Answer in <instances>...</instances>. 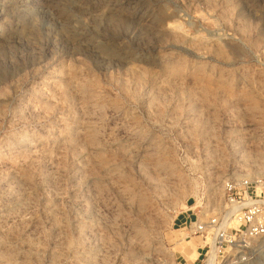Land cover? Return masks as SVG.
Segmentation results:
<instances>
[{"label": "rangeland", "instance_id": "374dc122", "mask_svg": "<svg viewBox=\"0 0 264 264\" xmlns=\"http://www.w3.org/2000/svg\"><path fill=\"white\" fill-rule=\"evenodd\" d=\"M263 176L264 0H0V264H207Z\"/></svg>", "mask_w": 264, "mask_h": 264}, {"label": "built area", "instance_id": "2783aa9c", "mask_svg": "<svg viewBox=\"0 0 264 264\" xmlns=\"http://www.w3.org/2000/svg\"><path fill=\"white\" fill-rule=\"evenodd\" d=\"M222 205L207 223L195 222L189 227L192 236L204 242L207 257L213 247L216 253L236 251L246 255L249 243L264 237V176L229 180L223 185ZM211 236V243L206 239ZM236 254V253H235Z\"/></svg>", "mask_w": 264, "mask_h": 264}, {"label": "bare ground", "instance_id": "6f19581e", "mask_svg": "<svg viewBox=\"0 0 264 264\" xmlns=\"http://www.w3.org/2000/svg\"><path fill=\"white\" fill-rule=\"evenodd\" d=\"M215 259H216V252L213 248V250L211 251L210 260L208 261L207 264H214Z\"/></svg>", "mask_w": 264, "mask_h": 264}, {"label": "crops", "instance_id": "0c3cea01", "mask_svg": "<svg viewBox=\"0 0 264 264\" xmlns=\"http://www.w3.org/2000/svg\"><path fill=\"white\" fill-rule=\"evenodd\" d=\"M198 250H200V247H197V252H198ZM201 256V254L200 253H198V257H200ZM198 259V258H197ZM196 259V260H197Z\"/></svg>", "mask_w": 264, "mask_h": 264}]
</instances>
